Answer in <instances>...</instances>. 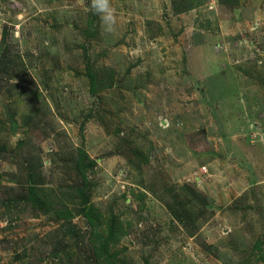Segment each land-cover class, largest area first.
Masks as SVG:
<instances>
[{"label": "rangeland", "instance_id": "374dc122", "mask_svg": "<svg viewBox=\"0 0 264 264\" xmlns=\"http://www.w3.org/2000/svg\"><path fill=\"white\" fill-rule=\"evenodd\" d=\"M110 3L0 0V264H264V0Z\"/></svg>", "mask_w": 264, "mask_h": 264}, {"label": "trees", "instance_id": "16d2710c", "mask_svg": "<svg viewBox=\"0 0 264 264\" xmlns=\"http://www.w3.org/2000/svg\"><path fill=\"white\" fill-rule=\"evenodd\" d=\"M84 156L85 154L82 152L79 154L76 160V166L77 170L80 173V176L82 177V182L78 185L75 186H70L69 188L74 187L75 192L71 191L70 192V202H72L76 207L75 209H71L69 205H66L63 209H58V219H71L75 217L76 214L80 215L83 214L89 221L90 225L95 226L96 228V237L101 238V235L99 234V231L97 229V219L98 216H94V212L92 210V203L90 200V196L87 193H84V188H85V181H86V173L89 167H91L89 164L93 161H88L87 163L84 161ZM92 164V163H91ZM30 178H31V183L30 186L27 188V200L30 202L29 204L33 206L35 209H44V211H48L51 208V203L49 202V199L44 198V195L40 193L39 187H37L38 183L34 179V173L33 171L30 173ZM72 234L76 233L74 230L69 231ZM90 233V231H89ZM92 236H94L93 232ZM109 239L111 240L112 237L115 236V223L112 222L109 226ZM83 235H81L82 237ZM107 239V241L109 240ZM107 241H101L99 244H94L95 245V250H94V255H96V259L98 262L101 261V255L99 252H102L103 247H107ZM61 243V240H58L55 244V247H59ZM95 243V242H94ZM108 260L110 258V255H105ZM115 264H118L117 262ZM119 264H125L123 261L119 260ZM146 264H149V262H146Z\"/></svg>", "mask_w": 264, "mask_h": 264}, {"label": "clouds", "instance_id": "9594fccd", "mask_svg": "<svg viewBox=\"0 0 264 264\" xmlns=\"http://www.w3.org/2000/svg\"><path fill=\"white\" fill-rule=\"evenodd\" d=\"M90 8L95 14L99 15L105 31L111 32L114 30L116 17L110 0H91Z\"/></svg>", "mask_w": 264, "mask_h": 264}, {"label": "crops", "instance_id": "0c3cea01", "mask_svg": "<svg viewBox=\"0 0 264 264\" xmlns=\"http://www.w3.org/2000/svg\"><path fill=\"white\" fill-rule=\"evenodd\" d=\"M78 157V156H77ZM75 160H77V158L75 159ZM75 166H76V161H75ZM35 167H36V165H35ZM34 170V165L33 166H31V167H29V173H28V175L27 176H25L24 178H23V180L25 181V182H29V185H30V183H31V178H30V173L32 172ZM40 171V170H39ZM76 172H77V179H76V181L74 182V184H72V185H68L69 187L70 186H75V185H79L81 182H82V177L80 176V173L78 172V170H77V166H76ZM42 173V172H41ZM28 176H29V180H28ZM45 179V178H44ZM42 180H43V178H42ZM42 183H40V185H41ZM38 185V184H37ZM23 195V194H22ZM0 200H1V202H3V203H5L6 204V206H8V207H10L11 205L10 204H12L11 202V200H10V198H6V197H0ZM42 210H44V209H42ZM78 215V214H77ZM8 216V215H7ZM11 219L12 218H14V217H10ZM16 218H18V217H16ZM16 218H14V219H16ZM74 218V217H73ZM12 227H14V226H12ZM61 240V239H60ZM56 244V243H55ZM61 244L65 247L66 246V244L65 243H63L62 242V240H61ZM60 247V246H59ZM59 247H57V249L59 248Z\"/></svg>", "mask_w": 264, "mask_h": 264}, {"label": "built area", "instance_id": "2783aa9c", "mask_svg": "<svg viewBox=\"0 0 264 264\" xmlns=\"http://www.w3.org/2000/svg\"><path fill=\"white\" fill-rule=\"evenodd\" d=\"M203 170H205V171L208 170L206 165L203 166Z\"/></svg>", "mask_w": 264, "mask_h": 264}]
</instances>
